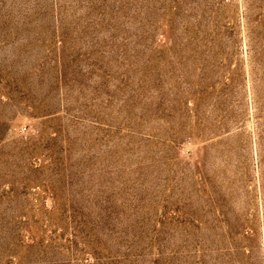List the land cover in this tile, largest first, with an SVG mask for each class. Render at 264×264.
<instances>
[{"label": "rangeland", "instance_id": "374dc122", "mask_svg": "<svg viewBox=\"0 0 264 264\" xmlns=\"http://www.w3.org/2000/svg\"><path fill=\"white\" fill-rule=\"evenodd\" d=\"M0 264H264V0H0Z\"/></svg>", "mask_w": 264, "mask_h": 264}]
</instances>
